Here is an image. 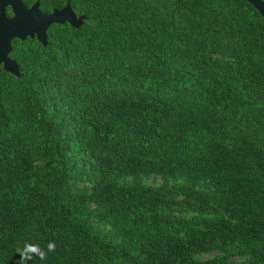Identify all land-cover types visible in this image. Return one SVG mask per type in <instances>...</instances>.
<instances>
[{
	"label": "trees",
	"instance_id": "16d2710c",
	"mask_svg": "<svg viewBox=\"0 0 264 264\" xmlns=\"http://www.w3.org/2000/svg\"><path fill=\"white\" fill-rule=\"evenodd\" d=\"M22 1L70 3L84 22L51 26L47 45L15 39L19 76L0 66V264H18L25 240L56 244L28 264H264L255 6Z\"/></svg>",
	"mask_w": 264,
	"mask_h": 264
},
{
	"label": "water",
	"instance_id": "95a60500",
	"mask_svg": "<svg viewBox=\"0 0 264 264\" xmlns=\"http://www.w3.org/2000/svg\"><path fill=\"white\" fill-rule=\"evenodd\" d=\"M264 16V2L262 0H246ZM11 8L12 16H9L8 9ZM84 17H78L73 11L70 3L61 10H54L46 13L40 8L37 2L28 8L22 0H0V66L5 70L19 76V64L11 59L13 41L27 38H36L47 45L48 31L55 24L69 23L73 27H80Z\"/></svg>",
	"mask_w": 264,
	"mask_h": 264
},
{
	"label": "clouds",
	"instance_id": "9594fccd",
	"mask_svg": "<svg viewBox=\"0 0 264 264\" xmlns=\"http://www.w3.org/2000/svg\"><path fill=\"white\" fill-rule=\"evenodd\" d=\"M56 251V244L54 241H49L45 247H41L39 243H32L30 240H25L22 247H17L16 253L20 259L18 264H28L36 259L44 261L48 254Z\"/></svg>",
	"mask_w": 264,
	"mask_h": 264
},
{
	"label": "rangeland",
	"instance_id": "374dc122",
	"mask_svg": "<svg viewBox=\"0 0 264 264\" xmlns=\"http://www.w3.org/2000/svg\"><path fill=\"white\" fill-rule=\"evenodd\" d=\"M120 181H121V183H128V182H132L133 178L132 177H125V178H122ZM141 181L143 182V184H145L147 186H160L163 184V179L158 175L143 176L141 178ZM87 185L89 186L90 184L87 183ZM199 188L200 189H209V185L207 182H203L199 186ZM96 225L98 228H100L101 230H103L105 232H110L112 229L111 226H109L103 222L96 221ZM219 254H220L219 252H213V253H209V254H198V255H196V258L201 259V260H209V259H212V258L218 256ZM15 255L19 260L20 257L16 253V251H15Z\"/></svg>",
	"mask_w": 264,
	"mask_h": 264
}]
</instances>
